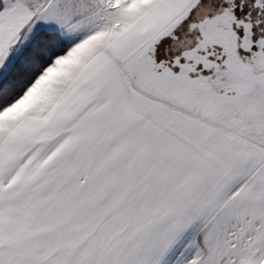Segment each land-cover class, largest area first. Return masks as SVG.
<instances>
[{
	"label": "snow or ice",
	"instance_id": "1",
	"mask_svg": "<svg viewBox=\"0 0 264 264\" xmlns=\"http://www.w3.org/2000/svg\"><path fill=\"white\" fill-rule=\"evenodd\" d=\"M0 264H264V0H0Z\"/></svg>",
	"mask_w": 264,
	"mask_h": 264
}]
</instances>
